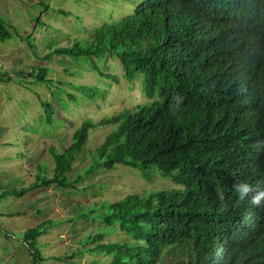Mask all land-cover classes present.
<instances>
[{"label": "trees", "instance_id": "trees-1", "mask_svg": "<svg viewBox=\"0 0 264 264\" xmlns=\"http://www.w3.org/2000/svg\"><path fill=\"white\" fill-rule=\"evenodd\" d=\"M126 1L128 12L93 28L88 41L51 48L49 57H114L127 81L138 80L140 99L99 122L84 118L63 151L50 149L52 176L41 169L0 199L71 186L66 174L89 130L108 124L94 166L156 168L176 186L127 193L91 212L128 236L107 242L97 232L88 237L93 252L109 254L108 264H264V201L241 200L233 189L247 182L264 191V0ZM7 34L0 20L1 39ZM79 88L101 96L98 85ZM56 224L28 227L24 240Z\"/></svg>", "mask_w": 264, "mask_h": 264}, {"label": "rangeland", "instance_id": "rangeland-1", "mask_svg": "<svg viewBox=\"0 0 264 264\" xmlns=\"http://www.w3.org/2000/svg\"><path fill=\"white\" fill-rule=\"evenodd\" d=\"M129 8L126 0H0V20L9 33L0 37V192L29 185L41 169L52 176L50 149L63 151L84 118L99 122L140 99L138 80L127 81L114 57H49L53 47L88 41L93 28ZM45 67L46 80L37 79ZM84 84L98 85L101 96L87 97L79 88ZM112 127L89 130L66 174L71 186L52 183L0 199V264H108L109 254L93 252L88 237L103 232L104 241L117 242L128 236L89 214L127 193L176 186L156 168L147 174L119 163L94 166L96 148ZM45 219L57 224L28 245L24 231Z\"/></svg>", "mask_w": 264, "mask_h": 264}, {"label": "clouds", "instance_id": "clouds-1", "mask_svg": "<svg viewBox=\"0 0 264 264\" xmlns=\"http://www.w3.org/2000/svg\"><path fill=\"white\" fill-rule=\"evenodd\" d=\"M233 189L241 200L251 195V203L254 205L259 206L262 201H264V191H256L253 186L247 182H237L233 185Z\"/></svg>", "mask_w": 264, "mask_h": 264}]
</instances>
